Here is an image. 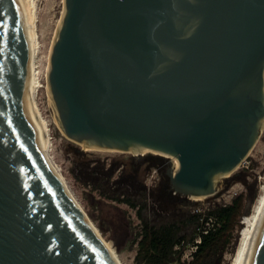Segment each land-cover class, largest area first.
Here are the masks:
<instances>
[{
  "label": "water",
  "instance_id": "95a60500",
  "mask_svg": "<svg viewBox=\"0 0 264 264\" xmlns=\"http://www.w3.org/2000/svg\"><path fill=\"white\" fill-rule=\"evenodd\" d=\"M25 41L0 0V264H120L40 147ZM47 78L68 137L155 152L168 191L213 195L264 125V0H65Z\"/></svg>",
  "mask_w": 264,
  "mask_h": 264
},
{
  "label": "rangeland",
  "instance_id": "374dc122",
  "mask_svg": "<svg viewBox=\"0 0 264 264\" xmlns=\"http://www.w3.org/2000/svg\"><path fill=\"white\" fill-rule=\"evenodd\" d=\"M39 42L37 71L40 86L36 102L49 132V152L71 187L84 211L101 237L118 256L121 264H146L136 258L142 222L138 207L119 197L128 195L138 204L146 203L145 216L156 225L178 222L182 233L191 235L194 224L187 218L196 212L206 213L217 205L232 203L244 196V229L235 231L222 264H234L248 217L264 193V125L249 156L234 170L221 177L217 192L204 198L189 199L171 192L167 197L165 173L167 160L156 164L155 152L85 148L64 132L47 90L49 55L65 9V0H29ZM188 244L183 259L191 258ZM178 264V263H173Z\"/></svg>",
  "mask_w": 264,
  "mask_h": 264
},
{
  "label": "trees",
  "instance_id": "16d2710c",
  "mask_svg": "<svg viewBox=\"0 0 264 264\" xmlns=\"http://www.w3.org/2000/svg\"><path fill=\"white\" fill-rule=\"evenodd\" d=\"M155 163L164 161L162 156L153 157ZM166 194L174 198L168 191ZM132 206L138 207V216L142 222L138 252L136 258L146 264H222L228 247L234 241L235 231H242L245 227L242 220L248 214L244 207V196H237L232 203L217 205L206 213L196 212L187 218L188 223L195 228L191 235L182 233L181 225L171 221L163 225H156L143 213L146 203L138 204L128 195L119 197ZM200 242H196L198 237ZM188 244L197 245L189 260L183 259V253Z\"/></svg>",
  "mask_w": 264,
  "mask_h": 264
},
{
  "label": "bare ground",
  "instance_id": "6f19581e",
  "mask_svg": "<svg viewBox=\"0 0 264 264\" xmlns=\"http://www.w3.org/2000/svg\"><path fill=\"white\" fill-rule=\"evenodd\" d=\"M18 2L20 4L21 10L24 16L25 24H26L25 45H26V67H27V90H28V96L30 99V103L33 108L34 116L38 123L40 147L46 159L48 160L50 166L52 167L53 172L55 173L59 181L62 183V185L64 186L72 202L82 212V214L86 218L91 228L105 242V240L101 237L100 232L97 230L95 225L92 223V221L90 220V218L84 211L83 207L79 203L78 199L74 195L71 187L69 186L68 182L65 180L58 165L56 164V162L54 161V159L52 158L49 152V141H50L49 132L45 124V121L43 117L41 116L40 110L36 102V93L38 90V86H40V83H39V77H38V71H37V57H38V50H39V42H38L36 31H35L34 15H33L32 7H31L29 0H18ZM63 15H64V12H63ZM63 15H62V18H63ZM49 68H50V55H49V64H48L47 72L49 71ZM47 90L50 93L49 95L51 96V101L53 102L49 83L47 85ZM85 148H89V147L85 146ZM102 150H112V149H102ZM174 160H175V163L178 164V159L174 158ZM204 197L205 196H192L193 199L204 198ZM263 224H264V193L260 197L256 205L255 211L247 219V227L241 238V243L238 248L237 255L234 260V264H252L255 249L258 243V239H259ZM106 245L112 251L111 247L107 243ZM112 253L116 257L118 262L121 264L118 256L114 253V251H112Z\"/></svg>",
  "mask_w": 264,
  "mask_h": 264
},
{
  "label": "built area",
  "instance_id": "2783aa9c",
  "mask_svg": "<svg viewBox=\"0 0 264 264\" xmlns=\"http://www.w3.org/2000/svg\"><path fill=\"white\" fill-rule=\"evenodd\" d=\"M201 241V237L199 236L197 239H196V242H200ZM196 248H197V245H194L193 244V248H192V251H191V257H192V252L194 251V250H196Z\"/></svg>",
  "mask_w": 264,
  "mask_h": 264
}]
</instances>
